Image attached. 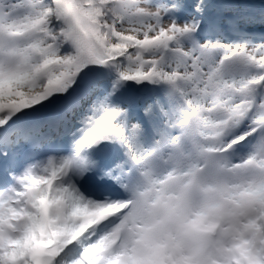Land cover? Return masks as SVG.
<instances>
[{"label": "snow or ice", "instance_id": "obj_1", "mask_svg": "<svg viewBox=\"0 0 264 264\" xmlns=\"http://www.w3.org/2000/svg\"><path fill=\"white\" fill-rule=\"evenodd\" d=\"M0 264H264V0H0Z\"/></svg>", "mask_w": 264, "mask_h": 264}]
</instances>
